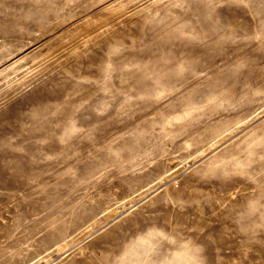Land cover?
Here are the masks:
<instances>
[{
	"label": "rangeland",
	"instance_id": "rangeland-1",
	"mask_svg": "<svg viewBox=\"0 0 264 264\" xmlns=\"http://www.w3.org/2000/svg\"><path fill=\"white\" fill-rule=\"evenodd\" d=\"M49 263L264 264V0H0V264Z\"/></svg>",
	"mask_w": 264,
	"mask_h": 264
},
{
	"label": "bare ground",
	"instance_id": "bare-ground-1",
	"mask_svg": "<svg viewBox=\"0 0 264 264\" xmlns=\"http://www.w3.org/2000/svg\"><path fill=\"white\" fill-rule=\"evenodd\" d=\"M236 128V127H235ZM220 139V138H219ZM217 142V141H216ZM216 142H214V143H212V144H210L209 146H208V148L206 149V150H202V151H200L197 155H196V157H198V156H203L204 155V152L205 151H207V150H210L211 148H213V146L216 144ZM214 154V153H213ZM192 160V159H191ZM198 160V159H197ZM199 161V160H198ZM192 166V165H191ZM173 175V174H172ZM175 176V175H174ZM173 178H175V177H173ZM172 180V179H171ZM170 181V180H169ZM139 193V192H138ZM144 193V192H143ZM153 193V192H152ZM148 196V195H147ZM143 197V196H142ZM152 197V196H151ZM133 198V197H132ZM133 201V200H132ZM143 201V200H142ZM133 202H131V204H132ZM138 204H139V202H138ZM137 205V204H136ZM109 210V209H108ZM125 212V211H124ZM126 213V212H125ZM100 218V217H99ZM123 218V217H122ZM115 219V218H114ZM105 226V225H104ZM102 228V227H101ZM96 230H98V229H96ZM85 231V230H84ZM89 237V236H88ZM86 239V238H85ZM66 242V241H65ZM79 244V243H78ZM65 244H62V245H57L56 246V248L58 249V251H60V250H62L63 249V246H64ZM66 246V245H65ZM61 255V254H60ZM54 260V259H53ZM52 260V261H53ZM49 264H52V263H49Z\"/></svg>",
	"mask_w": 264,
	"mask_h": 264
}]
</instances>
